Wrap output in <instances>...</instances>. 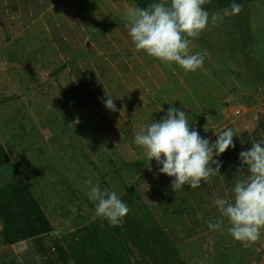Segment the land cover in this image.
Segmentation results:
<instances>
[{"label": "rangeland", "instance_id": "374dc122", "mask_svg": "<svg viewBox=\"0 0 264 264\" xmlns=\"http://www.w3.org/2000/svg\"><path fill=\"white\" fill-rule=\"evenodd\" d=\"M5 1L19 9L15 13L10 10V6L6 11L8 16L13 15L17 19V24L25 18L37 16L35 11L30 13L24 9H34L37 3L43 8L53 0ZM69 3H72V10L68 9ZM56 4L62 5L65 11L43 12L38 20L21 31L20 39L13 43L17 52H26L30 58L37 59L39 111L37 119H23L20 128L18 124L3 126L6 144L10 145L8 149L17 162L13 160L7 167H15V173L18 172V177L4 179L3 188L13 184L20 190L22 179L30 186L27 187L29 191L32 187L30 194L51 224V230L63 236L72 264H264V230L260 239L248 247L228 234L227 220L221 230L212 231L202 227L188 235V216L192 212L201 214L199 210L203 209L202 205L197 202L191 204L187 213L184 203L180 205L178 202L179 196L168 195L170 188L166 187V175L159 172L161 165L155 161L149 163L143 150L134 143L135 135L152 121L159 122L172 103L173 107L188 114L190 128H194L202 138H205L208 131L214 134L208 136L210 143H215L216 135L229 127L238 135L244 132L249 141L255 136H259V141H264L257 104L242 105L239 100L230 102L228 109L219 100L224 93L219 90L217 83H225L222 78L231 69L228 62L234 61L239 54L235 56V53H228L226 40L223 39L225 37H221L216 56H224L223 59L208 57L198 48L191 49L193 54L203 53L204 62L202 68L185 74L176 65L168 68L147 55V58L142 56L130 43L131 52L128 54L127 45L116 42L121 37L119 33L112 37L109 35L113 40H109L108 44L102 42L103 48L99 49L100 43L91 32L93 26L101 21V15L104 16V23L101 22L103 26H96L98 35L110 31L113 25L126 19L125 11L119 9V13H111L106 0H60ZM79 13L80 27L71 20ZM216 23L212 22L211 26ZM83 31L90 37L83 52L76 55L79 59L72 60L71 67L81 64L83 70L80 71L85 72L81 74L80 82L66 75L63 77L66 85H63L60 79L69 66L63 65V59L55 53V45L50 36L54 32L63 35L65 45L71 48L75 41L71 38L83 35ZM256 37L258 45L259 36ZM90 44H93V50L104 53L103 65L97 70L98 81L93 76L91 66L86 64L87 61H91L92 65L101 62L98 56L91 55ZM260 48L261 55L257 57L259 63L264 65V42ZM117 49L127 53L124 57L129 55L130 60H124L125 67L127 62L129 65L133 62V74L142 73V76L137 75L139 86H135L137 81L132 80L134 77H130L127 83L132 89L139 88V91H127V85L121 84L120 76L103 75V72L111 71L116 75L121 74L120 65L116 62L118 57L111 54V51ZM83 76L90 89L89 99L101 94L105 97L107 93L106 96L113 98L116 111H110L105 106L89 108L84 103L83 95L77 89L78 83L85 86ZM214 95L217 97L213 98ZM132 101L136 107H129ZM237 111L239 114L235 115ZM223 114H226V119ZM77 118L78 123L75 122ZM259 128L260 132L255 133ZM214 159L219 161V174L206 183L202 182L196 189L185 185L182 198L187 195H191L192 201L195 198L199 201L208 198V189L214 190L219 183L226 186V180L234 188L238 178L236 175L241 170L239 155L233 154L229 148L219 157L214 155ZM169 179L172 178L167 177ZM88 180L93 185H99L102 191L117 193L129 208L125 219L131 218V225L122 221L119 226L112 227L106 220L95 216V204L87 196L90 187ZM141 184L143 187H138ZM12 190L9 187L0 192V205L6 201L8 194H14ZM225 192V196L231 200L232 194H228L227 187ZM160 197L165 200L164 205L159 204ZM204 212L202 218L199 215L201 221L205 218L215 221L219 217L214 204L205 207Z\"/></svg>", "mask_w": 264, "mask_h": 264}, {"label": "crops", "instance_id": "0c3cea01", "mask_svg": "<svg viewBox=\"0 0 264 264\" xmlns=\"http://www.w3.org/2000/svg\"><path fill=\"white\" fill-rule=\"evenodd\" d=\"M60 1V0H58ZM58 1L53 0L52 3L47 2L46 6H43V8H40V4L37 3V6L35 8H28L24 9L26 12L33 13L36 12L37 16H30L28 18H25L23 22L15 23L16 18H13V15H7L6 11L8 10V7L11 5H8V3L5 0H0V148L4 151L6 156L9 158V163L6 164H0V188H3L4 185V179L6 177L9 178V180L14 177H18V172L15 173L16 170L14 168L7 167L8 164L13 163V160L16 162V159L14 157L12 158V154L8 147L10 145L6 144V138L4 137V134L2 132L3 126L6 124L11 126H17L20 128L22 126V123H24L23 119H37L38 114V99H39V82H38V76L39 73L36 71V66L38 67L37 59L30 58L28 53L23 52H17L16 49L13 48V43L17 42L16 40L20 39L19 34H21V31L23 29L28 28L30 24L35 22L39 19V16L43 15V12H50L55 13L58 11H65L62 5L56 4ZM110 6L109 11L111 13H119V9L121 11L126 12V6L135 5L138 6L135 0H106ZM159 0H154L153 3H158ZM236 3L239 5H242V10L232 16H224L223 10L226 8H230V5ZM118 9H116V7ZM29 7H33L30 5ZM204 9L209 13V22L206 27V29L202 32V34L193 40L192 44V50L195 49H201L199 51H203V53H206L208 57H215L217 60L223 59L224 56L217 55L218 49L220 48L219 43L221 37H225L223 39L226 40V50L228 49V53H235V56L239 54L238 57L234 58V61L229 60V64L231 69H229L228 73L226 71V76L222 78L225 83H217L219 86V90L224 93L222 94L221 98L219 97V100L221 104H224L223 106L226 108H230V102L234 101H242V105L250 106L251 104H257L256 107L258 108V119H262V122L260 123L261 130H264V92L262 89L264 88V65H261L260 59L257 57V55H261V49L262 44L264 42V0H210L209 3L205 4ZM63 8V9H62ZM12 9V10H11ZM68 9L72 10V3L68 4ZM10 10L13 12H19V9H16V6H11ZM108 11V10H106ZM116 11V12H115ZM102 14V13H101ZM215 14H219L221 19L217 20V23L211 26L212 19L211 17ZM81 14L74 15L71 20H73V24L79 25L80 27V20ZM102 18V19H101ZM101 21L97 22L93 26L92 35L96 41H98V48L102 49L103 45L102 42L109 43V40L112 41L113 38H109L108 36L113 34H118L121 37H118L116 39V42L118 44L123 43L126 44V52L129 54L131 50L129 51V45H132V42L130 40L129 34H128V28L126 27V23L122 20L119 24L113 25V29L110 31H105L101 33V35L97 34V31L99 26H103L102 23H104V16L101 15ZM102 22V23H101ZM98 24V25H97ZM97 26V27H96ZM86 27V25H85ZM97 29H96V28ZM211 27V28H210ZM223 30V32H221ZM83 35H78L77 37H72L73 44L72 49L65 45V37L63 35H58L55 32L50 36L51 41L55 45V53L58 54L61 60L63 61V65H68L69 68H67V71L62 73L61 82H63V85H66L64 82L65 79L63 77L70 76L71 78H77L76 80L81 79V74L83 72L80 71L83 70L81 68V64L77 65V67H71L72 66V60L73 59H79L77 58V54H81L83 50L86 48V41L89 40V37L85 34V31H83ZM259 36V41L257 45V37ZM86 38V40H84ZM109 38V39H108ZM77 39V40H76ZM126 42V43H125ZM130 43V44H129ZM102 45V46H101ZM90 49L92 50V54L98 56L99 61H101L98 65L94 64L92 65L91 61H87V66H91L94 72V78L96 81L99 80L97 74V70L100 69L101 65H103L102 59L104 58V53L93 50L91 47H93V44H90ZM133 47V46H132ZM96 48V47H94ZM260 48V49H259ZM258 50V51H257ZM125 51H121L120 49H117V51H111L112 55H117L118 59H116V62L120 65L121 68V74H115L111 72H103V75L107 74H113L114 76H120L121 84L127 85V91L129 92H136L139 91L132 89L127 83L128 79L130 77H134L132 80L137 81V84L135 86H139V81L137 78L140 73L137 75L133 74L131 68L134 67V63L131 62L130 65L126 63V67L124 66L126 59H129V55L124 57ZM118 53V54H117ZM126 53V54H127ZM142 56L146 57V54L143 52H140ZM213 55V56H212ZM264 56V53H263ZM56 58V57H55ZM145 58V59H146ZM214 58V59H215ZM233 58V57H232ZM85 64V65H86ZM79 69V71L77 70ZM103 68V66H102ZM104 70V68H103ZM101 71V70H100ZM73 72V75L71 74ZM177 73V72H176ZM174 73V75L176 74ZM74 76V77H73ZM237 77V79H233V77ZM85 77L83 76V81L85 82ZM75 80V82H76ZM123 80V82H122ZM88 81V80H86ZM126 81V82H125ZM215 81V80H214ZM230 81V83H229ZM73 82V83H75ZM178 82V81H177ZM77 83V82H76ZM85 86H81L78 83V92L83 95L82 100L89 108H99L104 107L103 101L105 99L104 95H98L91 97L89 99L90 92L87 88V83H84ZM229 84L231 86H229ZM64 89L67 88V86H63ZM132 89V91H131ZM246 93V95L244 94ZM107 94V93H106ZM105 94V95H106ZM111 97V96H110ZM217 95H214L213 98H216ZM89 101V103H87ZM250 101H253L250 103ZM138 102V100H136ZM140 104H142V101H139ZM121 104V103H120ZM119 104V105H120ZM139 104V103H138ZM137 104V105H138ZM241 104V103H240ZM218 105V104H217ZM199 106V104H197ZM241 106V105H239ZM117 107V106H116ZM129 107H136L134 102L132 101L129 104ZM224 118L226 119V114H223ZM222 115V116H223ZM35 116V117H34ZM221 118V117H220ZM230 118V117H229ZM223 119V118H221ZM234 119V118H233ZM256 119V118H254ZM231 128V127H229ZM206 130V129H205ZM211 131L206 132L205 139H210L209 137L213 133H210ZM255 132L259 133L260 128L256 129ZM209 136V137H208ZM247 135L242 132L239 135L235 133V136L237 138V141L234 143V150L235 155H239L242 151H248L250 150L251 144L253 141H256L252 139V141L249 142V148L246 143L242 142V138L246 137ZM242 137V138H241ZM247 138V137H246ZM244 139V138H243ZM246 140V139H245ZM213 143V142H212ZM232 147L230 150L232 151ZM13 150H15V147H13ZM17 150V149H16ZM229 153V152H227ZM226 153V154H227ZM231 153V152H230ZM229 153V154H230ZM234 154V153H233ZM17 163V162H16ZM158 168V167H157ZM6 172V174L4 173ZM154 172V171H153ZM153 174V173H152ZM147 176V175H145ZM20 179V178H19ZM167 183L166 187H169L170 192L168 195L170 196H179L180 200L178 201L179 204H183L186 207L187 213L188 210L191 207V204H198L200 203L202 205L203 209L199 210V213L202 215L205 214L204 209L207 206H213V202L215 198H224L226 194V187L229 191L228 194H230V186H228L229 182L226 180V186H223L222 183H219L215 185L214 190L210 191L208 189V198L207 202H205L204 198L203 200H200L198 198H195V201H192L190 199V196L187 195L186 197L182 198V190L174 192L171 188L172 179L167 180V176H165ZM22 182H24L26 187H30L25 180L22 179ZM10 184L9 186H11ZM134 186V185H132ZM138 187H143V184L138 185ZM217 187V188H216ZM216 188V189H215ZM32 190V187L30 191ZM168 191V190H167ZM225 192V193H224ZM166 196V194H165ZM230 197V196H229ZM165 203V200L160 197L159 204L162 205ZM209 203L208 205H206ZM164 205V204H163ZM198 213L192 212L190 216H188L189 219V228L190 231L188 235H192V232H194L198 228H208V223L212 221L211 219H202V221L199 219ZM214 212H212V215ZM4 213L2 212L0 216V264H72L71 259L68 255L67 247L64 243L63 236L60 234V232L55 231L54 229L51 230L48 233L38 234V235H32V236H25L21 237V234L16 237V235H12L10 237V234H7V230H4L3 227V220L2 217ZM201 215V218H202ZM204 218V217H203ZM48 220V219H47ZM49 222V221H48ZM51 225V224H50ZM12 231V230H11ZM14 231V228H13Z\"/></svg>", "mask_w": 264, "mask_h": 264}, {"label": "clouds", "instance_id": "9594fccd", "mask_svg": "<svg viewBox=\"0 0 264 264\" xmlns=\"http://www.w3.org/2000/svg\"><path fill=\"white\" fill-rule=\"evenodd\" d=\"M209 2L159 0L147 8L126 6V27L135 50L168 68L176 65L185 74L202 68L204 54H193L191 48L193 40L208 25L209 13L203 6ZM241 10L242 5L233 3L223 10V15H236ZM211 19L215 23L221 17L215 14ZM103 103L106 109L116 111L112 97L105 95ZM172 104L159 122L152 121L135 135L134 143L143 150L149 163L155 161L161 165L159 172L172 178L174 192L183 190L185 185L196 189L219 174L220 164L214 155L219 157L235 146V133L228 128L216 135L215 143H210L190 128L188 114ZM75 122H79L78 118ZM239 159L241 170L236 175L232 198L226 195L214 199L219 217L210 221L208 228L221 230L227 220L228 234L248 247L260 239L264 230V141H253L250 150L239 153ZM87 183L90 186L87 196L95 204V216L106 220L109 226H119L129 212L128 206L115 191H102L91 180Z\"/></svg>", "mask_w": 264, "mask_h": 264}, {"label": "trees", "instance_id": "16d2710c", "mask_svg": "<svg viewBox=\"0 0 264 264\" xmlns=\"http://www.w3.org/2000/svg\"><path fill=\"white\" fill-rule=\"evenodd\" d=\"M154 0H135L138 7L141 8H147L150 4L153 3ZM262 122V119L259 120V124ZM256 133V132H255ZM258 133V132H257ZM242 138V137H241ZM246 139V140H245ZM242 139L243 143H246L249 148V139L245 138ZM251 139V138H250ZM257 142H259V136L255 138ZM237 141V138H233V142ZM236 143V142H235ZM234 150L235 148L232 147ZM0 152L2 153V157L0 159V164H6L9 163V158L6 156L4 151L0 148ZM235 154V152H233ZM21 183V189H17L15 185L9 186L11 189H13V195L8 194L7 199L4 202H1L0 205V216L2 212H4V215L2 217L3 220V227L4 230H7V234H10V237L12 235H18L21 234V237H29L32 235H38L43 233H48L51 231V227L47 219L44 217V214L42 210L39 208V206L36 204V200L33 199L32 195L30 194V191L25 186L24 183ZM165 183L168 182L165 179ZM228 186H230L228 184ZM8 187V188H9ZM6 188H0V192H3L2 190L8 189ZM230 194L233 193V188L230 186ZM133 190V189H132ZM131 194V193H129ZM128 218V219H127ZM124 221V223H127L131 225V218L127 217ZM126 224V226H128ZM130 227V226H129ZM14 228V231H13ZM12 230V231H11ZM68 251V249H67ZM68 255L71 259V254L68 251Z\"/></svg>", "mask_w": 264, "mask_h": 264}]
</instances>
